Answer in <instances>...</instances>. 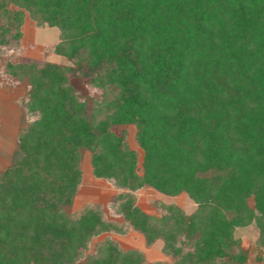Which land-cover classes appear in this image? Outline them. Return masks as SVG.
Here are the masks:
<instances>
[{
	"label": "trees",
	"instance_id": "1",
	"mask_svg": "<svg viewBox=\"0 0 264 264\" xmlns=\"http://www.w3.org/2000/svg\"><path fill=\"white\" fill-rule=\"evenodd\" d=\"M25 11L59 29L54 51L72 65L7 63L32 120L0 171V264H246L233 231L250 224L264 252V0H0V48L17 45ZM85 151L96 178L126 190L115 211L171 263L111 239L84 255L94 235L123 231L95 207L66 212ZM144 186L196 207L147 213L131 193Z\"/></svg>",
	"mask_w": 264,
	"mask_h": 264
},
{
	"label": "rangeland",
	"instance_id": "2",
	"mask_svg": "<svg viewBox=\"0 0 264 264\" xmlns=\"http://www.w3.org/2000/svg\"><path fill=\"white\" fill-rule=\"evenodd\" d=\"M20 29L21 37L17 45L12 48H0V171L11 163L19 130L24 124L32 120L30 116L27 118L23 116L21 107L22 99L27 92V85L24 81H20L10 74L7 63L16 64L35 60L40 64L51 61L72 65L71 61L54 51L56 44L61 40L60 31L57 27L38 23L25 11ZM71 82L80 94L98 95L100 93L98 88L90 86L81 77L72 76ZM121 129V126H112V130L117 133H120ZM126 132L127 143L129 147L137 151L140 165L142 150L135 141L134 126L128 125ZM80 167L82 171L81 182L72 205L66 208V212L69 215H74L81 212L86 206L95 207L102 212L105 219L123 225V231H103L94 235L84 250V255L95 253L101 241L111 239L122 250L135 249L140 251L146 263H171L172 257L162 251L161 240L147 245L143 235L126 225L122 216L115 211L114 198L126 190L111 180L96 178L93 175L88 151L84 152ZM131 193L135 203L142 210L156 216L161 213V204H177L187 213L192 212L196 207V204L184 192L175 196H167L153 188L144 186L131 191ZM233 235L235 239L240 241L241 247L248 251L246 264H261L262 262L257 260V256L260 255L264 258V252H261L257 245L258 231L255 225L237 227L234 229Z\"/></svg>",
	"mask_w": 264,
	"mask_h": 264
}]
</instances>
